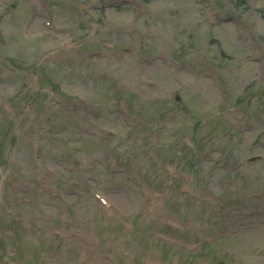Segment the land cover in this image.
<instances>
[{"label": "rangeland", "instance_id": "1", "mask_svg": "<svg viewBox=\"0 0 264 264\" xmlns=\"http://www.w3.org/2000/svg\"><path fill=\"white\" fill-rule=\"evenodd\" d=\"M126 1L0 0V264H264V0Z\"/></svg>", "mask_w": 264, "mask_h": 264}]
</instances>
